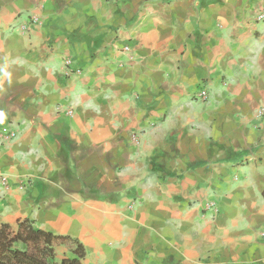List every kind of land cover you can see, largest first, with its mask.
Wrapping results in <instances>:
<instances>
[{
    "label": "crops",
    "instance_id": "crops-1",
    "mask_svg": "<svg viewBox=\"0 0 264 264\" xmlns=\"http://www.w3.org/2000/svg\"><path fill=\"white\" fill-rule=\"evenodd\" d=\"M263 8L0 0V225L76 237L84 264H264Z\"/></svg>",
    "mask_w": 264,
    "mask_h": 264
},
{
    "label": "trees",
    "instance_id": "trees-1",
    "mask_svg": "<svg viewBox=\"0 0 264 264\" xmlns=\"http://www.w3.org/2000/svg\"><path fill=\"white\" fill-rule=\"evenodd\" d=\"M84 244L38 227L31 218L0 225V264H84Z\"/></svg>",
    "mask_w": 264,
    "mask_h": 264
},
{
    "label": "built area",
    "instance_id": "built-area-1",
    "mask_svg": "<svg viewBox=\"0 0 264 264\" xmlns=\"http://www.w3.org/2000/svg\"><path fill=\"white\" fill-rule=\"evenodd\" d=\"M257 19L259 21H264V8L260 9V11L258 12ZM40 22H41L40 14H31L24 21L18 24H14L12 29L13 31H16L20 34H25L30 31V28L32 25L40 23ZM71 64H72L71 58H66L65 65L67 67H70ZM78 71H80V69ZM196 96L200 100H206L208 97V91L201 85L198 88ZM257 112L259 116H264V101L258 107ZM72 113H73V108L70 107V114ZM18 134H19V130L17 128V125L13 123L5 124L4 126L0 128V145H4L14 140L15 138H17ZM4 179L5 178L2 177L1 180L4 181ZM213 207H214V203H209V205L207 206V208H210V209H212Z\"/></svg>",
    "mask_w": 264,
    "mask_h": 264
},
{
    "label": "clouds",
    "instance_id": "clouds-1",
    "mask_svg": "<svg viewBox=\"0 0 264 264\" xmlns=\"http://www.w3.org/2000/svg\"><path fill=\"white\" fill-rule=\"evenodd\" d=\"M6 120V114L3 111H0V123Z\"/></svg>",
    "mask_w": 264,
    "mask_h": 264
}]
</instances>
